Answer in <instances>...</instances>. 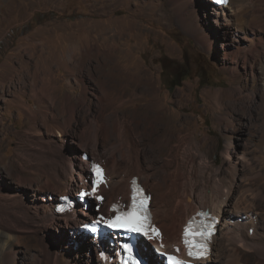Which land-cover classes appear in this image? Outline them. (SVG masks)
<instances>
[{"label": "rangeland", "instance_id": "obj_1", "mask_svg": "<svg viewBox=\"0 0 264 264\" xmlns=\"http://www.w3.org/2000/svg\"><path fill=\"white\" fill-rule=\"evenodd\" d=\"M124 1L0 0V193H13L14 191L23 193L27 190L24 187V184L27 185V183L19 182L15 175L18 167L17 155H20L23 161L24 157L31 159V162L34 158L35 162H32L34 164L28 163L26 174L28 170L34 171L33 168L40 165L39 156L31 150L28 151L30 145L37 147V140L28 137L35 132L30 111H38L41 115L40 111L46 105L44 103L49 100L48 96L47 99L46 97L42 99L43 96L34 94L33 81H37V86H40L43 84V76H45L46 82H53L52 85L56 88L55 93L51 92L50 95L52 99L54 98V104L52 99L49 102L52 109L60 112L61 119H63L62 101L66 94H73L72 100H76L77 103H75L79 104L76 121L78 119L77 122L81 124H85L86 119L101 110L100 107L103 104H99V95L95 93L101 91L103 86L109 88L111 100L108 99L107 103L105 102L104 108L107 110L109 119L113 121L116 114L132 116L138 110L143 125L147 126V131L144 134V142L145 145L147 144L146 151L150 150L155 153V157H158L156 144L159 137L163 138L167 135L170 137L171 142L169 143L172 145L178 141L180 131L185 130L182 132L189 133L191 140L200 144L203 150L211 147L207 154L215 167L225 168V154L231 141L233 155L243 157L245 160L241 164L239 181L242 182L243 179L249 181L251 188L261 189L264 192V44L259 45L253 52L245 53L244 48H251L248 47L251 42L244 40L245 37H233L232 32L235 31V27L228 28L217 23L215 19L219 17L216 13L217 10L207 8L208 0ZM239 1L241 0L237 2ZM245 1L247 10L244 20L247 21L245 20V29L239 34L242 36L246 31L250 36L253 28L258 27L259 21H262L264 25V0ZM208 10L207 17L209 19L206 17V20L204 13ZM219 18L222 21V17ZM218 33L220 36H217ZM238 48L244 53L236 55ZM109 54L111 55L109 56ZM185 55H188L195 64L199 62L204 65L207 68V73L211 76V81L209 84H203L199 76L193 75L185 79L181 86L171 90L165 76L166 73L163 71L162 57L167 56L173 60L181 61ZM234 55L237 58L238 56L242 59L246 58V60L236 62L237 67H234ZM116 56L117 59H115ZM102 58L107 61L105 65L100 64ZM72 72H76V75L90 72L89 74L92 76L87 79L90 89H88L85 103L80 104L82 84L77 83L78 85L75 86L72 83L75 80ZM136 76L138 77L136 78ZM46 84L48 85V83ZM17 87H22L21 91ZM120 95L121 97H119ZM20 97L22 100L19 99ZM126 97L124 103L122 100ZM176 99H179L178 102ZM222 104L229 106L232 110L230 125L220 120L222 112L225 110L221 109ZM151 122L154 124L152 131ZM75 123L72 128H69L70 133H74L78 129L77 123ZM42 131L50 134L46 127H43ZM53 137L58 138L56 135ZM109 139L108 144L115 139V136L111 137L110 135ZM71 140V135H67L63 139L69 150L79 149L81 154L87 151L90 159L102 158L101 155L92 152L90 148L87 150L79 148ZM169 143H166V150L170 148ZM103 149L101 148V151L98 152L105 153V157L107 155L108 158L106 149ZM109 157V160L112 159L111 155ZM104 162L107 165L106 159ZM43 165L41 167L45 168L46 165ZM242 187H240L241 190ZM109 188L110 184L107 189ZM147 189H151L150 186ZM29 190L30 194L23 196V201H27L26 204L33 198L32 188ZM149 192L154 195V190H149ZM239 194L240 191L237 187L234 195L236 197ZM58 195V193H51L49 196L57 199ZM245 195L250 200L252 199L253 195L250 190ZM258 200L264 206V201L259 198ZM255 214H258V219H262L264 226V209ZM16 220L0 221L3 224V227L0 224V228H5L11 233L8 239L11 245L10 247L5 246V249L17 250L18 254H15L17 264H31L33 255L40 252L39 237L44 238L48 247L53 248L54 246V250H59L61 253L77 251L74 246V250L68 249L69 240L73 237L67 228L51 227L40 230L38 233V230H35L34 222ZM251 228L253 231L249 232L250 235H253L254 228ZM21 231L26 233H21ZM219 232V239L216 240L214 246L217 255L222 253L223 247L227 246L224 236L221 231ZM60 240L63 245H59L57 249V243ZM51 241H54L55 245ZM86 241L85 248L81 249L84 253L80 254V250L75 253L78 256L81 255L82 257L79 256V258L85 262L89 258L88 255L92 254L91 262L93 263L101 256L100 249L97 246L95 249H90L88 240L86 239ZM13 242L15 243L13 244ZM246 255L241 259L240 264H264L258 259L256 251L246 252ZM216 258L217 261H211L216 264H224L225 259ZM2 264H4L3 261Z\"/></svg>", "mask_w": 264, "mask_h": 264}, {"label": "bare ground", "instance_id": "obj_2", "mask_svg": "<svg viewBox=\"0 0 264 264\" xmlns=\"http://www.w3.org/2000/svg\"><path fill=\"white\" fill-rule=\"evenodd\" d=\"M237 1L238 0H230L228 5H223L220 7L213 6L212 10H217L216 13L218 14V16L222 17V21L221 18L219 17L215 18L217 23L222 24L228 28H233V27L236 28L235 31L232 32L233 37L235 38L245 37L244 40L251 42L250 45L248 46L251 48H244V52L245 53L253 52L259 47V45L262 46L261 44H264V25L262 24V21H259L258 27L253 28L252 35L250 36L247 35V32L245 31V34L241 36L239 33L245 29L246 19L244 20L245 17L244 14L246 13L247 8H246L245 0H241L239 2ZM209 2L210 0H208V4ZM207 8H209V6ZM229 8L230 9L233 8V9L229 11L228 10ZM208 12L209 10L206 11V13H204V18H206L209 15ZM255 20L257 19L255 18ZM254 29H256L257 31ZM106 30L105 33H107ZM124 32L122 31V33ZM217 36H220V33H218ZM216 39L218 40V37H216ZM50 40L52 41L51 38ZM79 52L81 53V51ZM241 53L242 51L239 50L238 48V50L236 51V55L238 54L241 55ZM110 55L111 54H109V56ZM123 55L125 56V54ZM129 55L126 56L128 57ZM236 55L233 56V61H234L233 64H235L236 62L239 63L242 60L244 61V59L246 60V58L242 59L239 56L237 58ZM243 57L245 56L243 55ZM115 59H117V56ZM113 61L115 62V60ZM106 63L107 61L104 60V58L100 60L101 65L103 64L105 65ZM235 66L236 64L234 65V67ZM86 70L88 71V69ZM117 71L119 70L117 69ZM89 73L88 74L84 73L81 75L78 74L79 75L78 76L76 75V72H72L75 79V80L73 79L74 81L72 83L75 86L78 85L77 83L82 84V92H81L82 97L80 96L79 99L80 104L85 103L87 101L88 89H90V84L88 83L87 79L92 77ZM137 77L138 76H136V78ZM42 79H43V84L40 86H37L36 83L37 81H33V86H35L34 94L37 96L40 95L41 97L43 96L42 99L44 97H46L47 99L48 96L49 100H46V103H44L46 105L45 108L42 111H40L42 112L41 115L39 114L38 111L35 110L30 111V114L32 116V121L35 127V129L34 128L32 129H34L35 132L28 137V138L30 137L35 138L37 140V147L35 146L31 147L30 145L28 151L31 150L37 156H39L38 158H40V162H39L40 165H37L35 168H33L34 171H31V169L28 170L26 174L25 171L28 163L30 164L31 159L29 158L25 159L24 157V161H23V159L21 160L20 155H17L18 158L16 160L18 162V167L17 170L15 171V175L19 180V182L27 183V185L24 184V187L27 188V190H25L23 193L21 191L19 192L14 191L13 193H0V221H7L10 219L11 220L17 219L20 220V222L24 220L32 221L34 222V224H36L35 230H38V233L40 230H45L51 227L67 228L70 231L68 232L73 237L72 239L69 240V243L67 245L69 247L68 249L74 250L73 248L75 247V249L77 250L75 251L76 253L78 252V250H80L81 252L80 254L84 253V251H81V249L85 248V244H87L86 238L84 236H78V233L75 231V228H78L80 224H84L83 222L84 216L82 215V213H79L77 216H75V212L73 214L56 215L54 213L53 206L55 205V201L57 199L49 196L51 193L52 194L58 193L59 195H64L66 193L78 190L81 187V183H83L88 177V168L90 166V160H84L82 158V154L79 153V149L69 150L67 148V145L63 141L64 137H66L67 135H71L72 137L71 141L77 144L79 148H86L85 150L90 148L92 152L97 153L101 155L102 158L104 157L106 159L108 172L111 177V182L109 189L107 188L103 189V191L106 193L107 196L106 201L104 202L105 207L110 205L113 201H115L118 198L129 199V195L131 191L130 179L134 175H139L141 177L140 178L141 182L146 186V188L150 186L151 189L149 190L150 191L154 190V195H152V200H151L152 212H153L154 220L158 222L163 229L162 231L163 241L165 242L166 247L171 248L174 244L179 242V240L181 239L183 226L186 223L187 219L193 213H195L200 208H206V209L208 208L221 217V222L219 224L218 232L214 236L213 245L215 246L216 240L219 239V234H220L219 231H221L222 236H224V239L227 242V246L223 247L222 249L223 251L222 253L220 252L219 255L215 254V247L214 246L212 247V254L211 257L209 258V261L211 260L217 261L216 257H218L220 259H225L224 264H240L241 259L247 256L246 252L254 250L258 255V259L262 263H264V226L262 225L263 223L262 219L260 218L258 219V214H255V213H259L261 209H264L262 202L258 200L259 198L261 199V201H264V192L261 189L254 190L253 188H251L249 185L250 184L249 181H245L244 179L243 180L245 182L243 180L242 182L239 181L238 175L240 169L242 168L241 164L244 159L243 157L233 155L234 154L232 153L233 149L231 151L232 146H230L231 141L228 146V151L225 154V161H226L225 168L215 167L214 164L210 161L209 155L207 154V152L211 150V147L210 149L208 148L206 150H203L200 144H198L197 142L195 143L191 140V136H189V133L187 132L185 134L183 133L185 130L184 131L182 130L183 132L180 131L178 136L179 137L178 141L176 143H173L172 145H170L169 142H171V140L170 137H168L167 135L164 136L163 138L159 137L156 144L158 148L156 151L158 157H155L154 156L155 153L151 152L150 150L146 151L145 147L147 144L145 145L144 142L145 139L144 134L147 131V126L143 125L142 120L138 115L140 113L138 110L135 109L136 111L134 110L135 112L132 116L131 115L120 116L119 114H116V118L113 121L109 119V115L106 113L107 110L104 109L106 105L105 102L108 101V99L111 100L109 88L103 86V88H101V91H98V93L95 91L96 92L95 94L99 95L98 96L99 104H103L100 107L102 111L100 110L98 111V113H94L93 116L86 119L85 124H81L77 122L78 119L76 121L77 118L76 114L79 104H76L77 103L76 100H72L73 94L70 93L66 94L64 100L62 101L61 111L63 112L64 116L63 119H61L62 116H60L61 115L60 112H57L56 109L53 110L52 109L53 107H51L52 106L51 103H49L50 99H52V97L50 96L51 92L55 93L56 88L55 86L52 85L53 82L50 83L49 81L47 82L45 81V76H43ZM46 83H48V85ZM21 88L22 87L18 89L21 91ZM119 97H121V95ZM21 98L22 97H20L19 99L22 100ZM126 99L127 97L124 98L122 101L124 102ZM121 102H119L120 105ZM89 105L92 106V104ZM222 108L223 110L224 109L225 110L222 112L220 120L225 121L230 125L231 123L230 117L232 110L231 108H229V106L227 105L224 106V104H222L221 109ZM74 122L77 123L75 124L77 125L78 129L75 130L76 132L70 133L69 128L70 127L72 128ZM42 126L46 127V130L49 131L50 134L43 132ZM150 126H152L151 127V131H152V128L154 127L153 122L150 123ZM54 135H56L58 138L55 139L53 137ZM110 135L111 137L114 135L115 139L111 140V143L109 142L108 144L107 142L110 140L109 139ZM149 137L150 135L148 136V138ZM166 143H169L168 145H170V148L168 150H166L167 147ZM101 148L106 149L107 154L109 156L111 155L112 159L109 160L108 158L110 157L108 156L107 158V155L105 157L104 155L105 153L98 152L99 150L101 151ZM104 158L103 160H105ZM33 159L32 162H35L33 161ZM32 162L31 164H34ZM42 165L43 166L46 165L45 168H42L41 167ZM241 186H243L242 190L240 189ZM237 187L239 188L240 194L235 197L234 195L235 188ZM29 188H32L33 190V198L31 199V201H29L28 204H26L27 202L26 198H25L26 202H24L23 196L30 194ZM248 190H250L253 195L251 200L245 195ZM245 219L247 220L245 221ZM0 224L3 227V224L1 222ZM251 227L254 228L253 235H250L249 232V228ZM21 233L24 232L21 231ZM10 236L11 233L6 231L5 228L3 229L0 228V264H2V261L4 262V264H17V262H15L17 261L15 260L16 258L15 254L17 253V250L13 248H11L10 250L5 249V246L8 245L10 247L11 245L10 244L11 242L9 243L8 240ZM31 242L33 241L31 240ZM51 242H53L52 244L55 245L54 241ZM59 242L57 243V249L59 245L60 246L63 245L61 243L62 240H60ZM14 243L15 242H13V244ZM88 243L90 249H95V247L97 246L96 244H93L91 241H88ZM38 245L40 246V252L36 254L34 253L35 255H33L34 257L32 256L33 260L31 264H116V259L115 261H110L108 258L104 261V259L101 256L92 263L91 262V256H93L92 254L91 256L90 254L88 255L89 258L85 262V260L79 258V256L81 255L78 256V254H76L75 252L71 251V253H69L68 251L67 253H63V252L61 253L59 252V250H54V246L53 248L48 247L45 244L43 237H39ZM146 245L150 247L149 244ZM140 249L143 250V247H141ZM141 250H140L141 252L140 255L142 257L147 256L148 259L146 257L145 258L147 259L149 264L160 263V261L158 260L159 258L155 256L154 251L151 250V247H150V251L146 253L142 252Z\"/></svg>", "mask_w": 264, "mask_h": 264}, {"label": "snow or ice", "instance_id": "obj_3", "mask_svg": "<svg viewBox=\"0 0 264 264\" xmlns=\"http://www.w3.org/2000/svg\"><path fill=\"white\" fill-rule=\"evenodd\" d=\"M222 2H226V0H222ZM95 173L97 177L96 179L97 186L99 184L106 182L103 177V170L98 165L95 167ZM98 199H102V198L98 197ZM146 201H147V197L138 200L137 194L134 192V195L132 197V205H131L132 211L123 212L120 215H117L114 219L105 221L107 226L110 228H114V229H123L128 232L140 233L143 236L148 237L149 239L154 238L152 235H150V232L154 233L155 236H159L158 230H156L155 228H151L148 225V217L144 211ZM92 231H96V229L93 228ZM185 236H186L185 243L189 246V249H190L189 255L194 254L192 249H203V251L195 252V255L197 256V258H202L207 252V247L203 243H197L195 241V238L196 237H200L201 239L206 238V233L205 231H203V226L198 228L196 231H193L190 225L189 228L185 232ZM189 236H191L192 239H188L187 237ZM123 247L128 252L129 260L132 261V264H140V261L134 259L132 256V253H133L132 246L125 243ZM177 251L179 250L177 249ZM168 260L170 261V264H184L183 261L175 257L169 256Z\"/></svg>", "mask_w": 264, "mask_h": 264}, {"label": "trees", "instance_id": "obj_4", "mask_svg": "<svg viewBox=\"0 0 264 264\" xmlns=\"http://www.w3.org/2000/svg\"><path fill=\"white\" fill-rule=\"evenodd\" d=\"M213 6L216 7L210 0L209 9L212 10ZM162 62L163 71L166 73L165 76L171 90H174L177 86H181L185 79L193 75L199 76L203 84H209L211 81V76L207 73V68L199 62L195 64L188 55H185L181 61L163 56Z\"/></svg>", "mask_w": 264, "mask_h": 264}]
</instances>
